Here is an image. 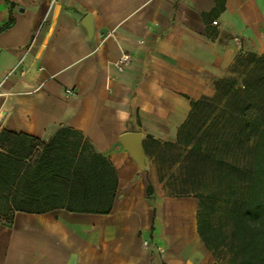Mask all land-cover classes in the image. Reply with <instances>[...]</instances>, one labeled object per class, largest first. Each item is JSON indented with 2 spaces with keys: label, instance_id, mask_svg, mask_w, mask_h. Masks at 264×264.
<instances>
[{
  "label": "crops",
  "instance_id": "1",
  "mask_svg": "<svg viewBox=\"0 0 264 264\" xmlns=\"http://www.w3.org/2000/svg\"><path fill=\"white\" fill-rule=\"evenodd\" d=\"M246 54L264 55V0H0V264H216L196 198L166 194L146 151ZM93 156L115 173L108 213L67 188Z\"/></svg>",
  "mask_w": 264,
  "mask_h": 264
},
{
  "label": "trees",
  "instance_id": "2",
  "mask_svg": "<svg viewBox=\"0 0 264 264\" xmlns=\"http://www.w3.org/2000/svg\"><path fill=\"white\" fill-rule=\"evenodd\" d=\"M11 23L10 18L4 28ZM230 72L231 76L214 82L212 97L191 102V112L176 143L186 149L184 160L188 173L195 178L194 184L203 183L209 175L224 182V207L219 222L214 219L216 195L196 192L193 196L197 199V231L212 256L227 254L224 264H264V55L240 56ZM194 128L201 131L195 141ZM63 132L43 147L46 156H53L54 174L59 171L61 151L56 145L61 143ZM93 158L94 167L92 162L77 167L68 163L67 188L69 194L78 189L99 188L101 197L96 211L108 213L115 192V173L103 158ZM59 185L53 184L52 201L58 199L55 195L60 191ZM10 208L19 209L13 199Z\"/></svg>",
  "mask_w": 264,
  "mask_h": 264
},
{
  "label": "rangeland",
  "instance_id": "3",
  "mask_svg": "<svg viewBox=\"0 0 264 264\" xmlns=\"http://www.w3.org/2000/svg\"><path fill=\"white\" fill-rule=\"evenodd\" d=\"M231 68L228 76H231ZM227 76V77H228ZM239 80L241 76L235 75ZM199 125H196V128ZM194 128L193 139L194 141L200 136V132L206 128L203 127L200 132ZM186 149L175 143L172 146H165L163 144H151L150 148L146 151V154L152 159L156 166L158 179L164 192L172 196H194L196 192H200L203 195L215 194L217 197V211L214 217L215 222H219V216L223 215L224 204L222 199L225 195L223 193L224 182L218 180L214 175H209L205 178L203 183L194 184L195 178L188 173L186 162L184 160ZM202 184V185H201ZM197 200V199H196ZM225 221V220H224ZM223 221V223H224ZM228 229L227 226H225ZM216 264H224L227 258V254H219L213 256Z\"/></svg>",
  "mask_w": 264,
  "mask_h": 264
},
{
  "label": "built area",
  "instance_id": "4",
  "mask_svg": "<svg viewBox=\"0 0 264 264\" xmlns=\"http://www.w3.org/2000/svg\"><path fill=\"white\" fill-rule=\"evenodd\" d=\"M57 0H48V3L50 6L54 5L56 3ZM215 24V22L213 23ZM130 62V57L128 55H123L121 56V58H119L116 62V66L118 69H122L124 67H126ZM67 94H71L70 91H66Z\"/></svg>",
  "mask_w": 264,
  "mask_h": 264
},
{
  "label": "water",
  "instance_id": "5",
  "mask_svg": "<svg viewBox=\"0 0 264 264\" xmlns=\"http://www.w3.org/2000/svg\"><path fill=\"white\" fill-rule=\"evenodd\" d=\"M88 22H89V18L87 17V18L85 19L84 23H88ZM69 264H74V261L71 260Z\"/></svg>",
  "mask_w": 264,
  "mask_h": 264
}]
</instances>
